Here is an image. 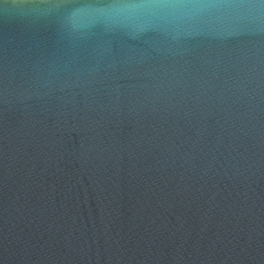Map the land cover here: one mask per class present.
Masks as SVG:
<instances>
[{"label": "water", "instance_id": "95a60500", "mask_svg": "<svg viewBox=\"0 0 264 264\" xmlns=\"http://www.w3.org/2000/svg\"><path fill=\"white\" fill-rule=\"evenodd\" d=\"M0 264H264V0H0Z\"/></svg>", "mask_w": 264, "mask_h": 264}]
</instances>
